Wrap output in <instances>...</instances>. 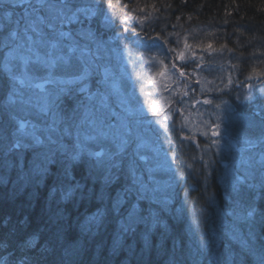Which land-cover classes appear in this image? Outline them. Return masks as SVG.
Here are the masks:
<instances>
[{
	"label": "rangeland",
	"instance_id": "obj_1",
	"mask_svg": "<svg viewBox=\"0 0 264 264\" xmlns=\"http://www.w3.org/2000/svg\"><path fill=\"white\" fill-rule=\"evenodd\" d=\"M12 2L0 0V16L13 11L11 21L0 23V64L9 76L0 93L4 137L20 140L21 147L37 145L24 135L35 126L44 141L38 146L67 148L71 158L88 153L105 163L107 177L121 174L129 190L169 210L184 209L202 248L210 244L217 252L223 231L240 240L243 215L254 207L248 191L264 187V58L240 70L233 50H219L211 39L204 43L217 35L213 26L187 24L160 39L143 33V19L137 20L142 27L133 26L134 15L108 3L101 8L95 0H71L73 11H91L77 12L71 23L56 21L54 29L40 25L27 33L31 40L12 41L8 31L19 27L23 34V22L16 21L28 2L38 0L10 9ZM116 19L128 29L114 27ZM18 44L24 48L18 51ZM253 68L258 70L248 72ZM71 89L79 102L73 109V98L65 109L58 100ZM21 121L26 128L18 131ZM245 175L241 185L238 178ZM196 176L202 178L197 191L206 195L213 188L209 179L218 180L221 202L211 193L208 199L187 197ZM243 186L245 192H238ZM137 216L131 212L130 219Z\"/></svg>",
	"mask_w": 264,
	"mask_h": 264
},
{
	"label": "trees",
	"instance_id": "obj_2",
	"mask_svg": "<svg viewBox=\"0 0 264 264\" xmlns=\"http://www.w3.org/2000/svg\"><path fill=\"white\" fill-rule=\"evenodd\" d=\"M95 1L101 8L108 3L115 12L134 15L133 26H141L137 20L143 19V33L160 39L187 24L213 26L217 35L206 36L204 43L233 50L232 60L240 70L264 58V0ZM118 19L114 27L127 30ZM105 29L103 25L97 32ZM8 82L0 64V93ZM78 97L71 89L58 102L69 109L74 98V109ZM5 124L2 120L0 127ZM2 131L0 264H264V187L248 191L256 211L239 225L240 240L223 231L216 252L210 244L202 248L193 237L195 229L184 209L169 210L147 194L129 190L121 174L107 177L105 163H96L88 153L71 158L67 148H15ZM200 179L195 177L197 187H189L187 197L208 199L211 192L197 191ZM217 181L212 176L209 184L221 202ZM245 186L238 192H245ZM146 203L152 207L148 212ZM136 211L141 216L130 219ZM208 250L214 258L207 256Z\"/></svg>",
	"mask_w": 264,
	"mask_h": 264
},
{
	"label": "snow or ice",
	"instance_id": "obj_3",
	"mask_svg": "<svg viewBox=\"0 0 264 264\" xmlns=\"http://www.w3.org/2000/svg\"><path fill=\"white\" fill-rule=\"evenodd\" d=\"M71 0H38L37 3H30L28 2L25 8L24 15L21 17V20L16 21L17 25L23 22V34H21L19 27H17L14 30L8 31V35L6 39L17 41V40H31V37L27 35L29 31L35 33L38 31L40 25L47 24L49 28H55V22L59 21L61 25L64 23H71L73 19L76 18L77 12H87L91 11L90 9H76L75 11L72 10L70 7ZM24 3V0H13L12 3L9 4L10 9H14L16 7L22 6ZM3 8V5H0V9ZM13 16V11H4L3 15L0 16V23H5L11 21V18ZM61 36L66 35V33L61 32ZM8 46L7 44L5 45ZM24 48L23 44L17 45V50H22ZM22 58V57H21ZM183 59L184 57L181 55L180 57ZM5 69L8 70V63L10 61L8 60V57L5 58ZM180 75H184L183 71L180 72ZM76 79H79L77 77ZM71 82V81H69ZM40 85H37L39 87ZM207 102V101H206ZM219 107V106H217ZM26 128V122L21 121L19 122V128L18 131ZM32 131L28 132L25 131L24 135L27 137H30L31 140L37 144L41 145L44 143V141L36 135L35 132V126H32ZM50 139V138H49ZM247 144L250 146H254L253 142L251 140L246 141ZM24 147H28L29 145L25 144ZM13 147L19 148L21 147V141L17 140ZM93 155L99 157L102 154L101 153H94ZM75 158V157H74ZM261 165H264V157L261 158L259 161ZM40 165H37L36 168L39 170ZM248 175H245L243 177L238 178V182L243 185L248 180ZM249 187H254V185H249ZM255 208L251 205L248 207V209L245 211L243 218L245 220H251L255 213Z\"/></svg>",
	"mask_w": 264,
	"mask_h": 264
}]
</instances>
